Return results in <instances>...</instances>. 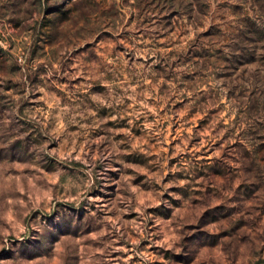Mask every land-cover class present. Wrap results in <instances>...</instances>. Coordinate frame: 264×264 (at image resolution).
Returning a JSON list of instances; mask_svg holds the SVG:
<instances>
[{"label": "rangeland", "instance_id": "rangeland-1", "mask_svg": "<svg viewBox=\"0 0 264 264\" xmlns=\"http://www.w3.org/2000/svg\"><path fill=\"white\" fill-rule=\"evenodd\" d=\"M0 264H264V0H0Z\"/></svg>", "mask_w": 264, "mask_h": 264}]
</instances>
